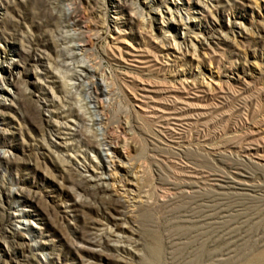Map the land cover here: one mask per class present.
I'll return each mask as SVG.
<instances>
[{
	"label": "rangeland",
	"instance_id": "374dc122",
	"mask_svg": "<svg viewBox=\"0 0 264 264\" xmlns=\"http://www.w3.org/2000/svg\"><path fill=\"white\" fill-rule=\"evenodd\" d=\"M77 1L0 0V264H264V0Z\"/></svg>",
	"mask_w": 264,
	"mask_h": 264
},
{
	"label": "bare ground",
	"instance_id": "6f19581e",
	"mask_svg": "<svg viewBox=\"0 0 264 264\" xmlns=\"http://www.w3.org/2000/svg\"><path fill=\"white\" fill-rule=\"evenodd\" d=\"M47 1H50V0H47ZM55 2H49L50 4H53V5H55V7L56 8H61V5H62V3H64L65 1H69V2H71L70 4L73 6V7H76L75 5H77V3H78V1L77 0H54ZM182 0H173L172 1V3H174L173 4V6H167V4H165V6H163L164 8L162 9V7H160V9L156 12L155 10H152V12H156L157 14H159V16H160V18H161V22H166V24H167V22L168 21H164L163 19L165 18V17H167V20H176V22H179V25L184 29V30H188L189 28H190V26H191V14H190V12H191V10H198L197 8H193V9H188L187 10V12L186 13H183V11L180 9V7H179V3L181 2ZM191 1V0H190ZM144 7L145 8H152L153 6H154V1L153 0H144ZM120 5V4H119ZM118 5V6H119ZM190 8H192V7H190ZM68 17V16H67ZM69 19V18H68ZM67 20V19H66ZM70 21H71V23L73 24V26H72V29L74 28V27H77L78 26V23H79V18H78V16H73V17H71L70 18ZM172 22V21H171ZM170 22V23H171ZM145 23L147 24V25H150L151 23H150V18L149 17H146V19H145ZM170 23H169V25H170ZM162 24H164V23H162ZM166 24H165V26H166ZM68 26V24L66 25V27ZM70 26V25H69ZM164 25H162V27H163ZM71 29V28H70ZM78 31V30H77ZM192 46L194 47V49L196 48L195 47V45H193L192 44ZM128 54V53H127ZM131 53H129V55H130ZM119 56L122 58V60H123V58H124V55H123V52H119ZM84 68V67H83ZM83 71V70H82ZM83 73V72H82ZM97 73V72H96ZM93 80V79H92ZM2 82V79H1V77H0V83ZM91 82H93V81H91ZM6 83V82H5ZM92 86H96V84L93 82L92 83ZM96 88V87H95ZM0 91H7V89L6 88H3L2 86H1V84H0ZM93 92V91H92ZM96 92H98V90L96 89L94 92H93V95H94V97H95V95H96ZM6 100V97L2 94V93H0V103H2V102H4ZM96 105L98 106V108H100V106H99V103L98 102H96ZM102 107V106H101ZM104 121V120H103ZM125 140V139H124ZM115 146V145H114ZM113 145H110V144H108L107 145V153H108V155H112V156H114V158H117V159H119V156H118V154H117V152H116V150H115V147H114ZM111 156V157H112ZM113 158V159H114ZM120 161H121V159H120ZM91 181H93V180H91ZM129 185H127V186H125L126 188L128 187ZM128 190V189H127ZM131 191V190H130Z\"/></svg>",
	"mask_w": 264,
	"mask_h": 264
}]
</instances>
